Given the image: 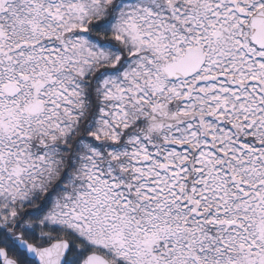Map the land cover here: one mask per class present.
<instances>
[{
	"label": "snow or ice",
	"instance_id": "6c2138e0",
	"mask_svg": "<svg viewBox=\"0 0 264 264\" xmlns=\"http://www.w3.org/2000/svg\"><path fill=\"white\" fill-rule=\"evenodd\" d=\"M0 264H264V0H0Z\"/></svg>",
	"mask_w": 264,
	"mask_h": 264
}]
</instances>
